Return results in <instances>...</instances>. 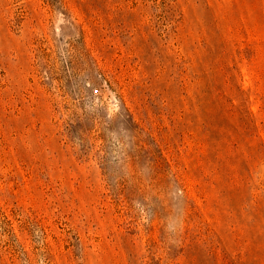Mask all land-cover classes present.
<instances>
[{
	"label": "rangeland",
	"instance_id": "obj_1",
	"mask_svg": "<svg viewBox=\"0 0 264 264\" xmlns=\"http://www.w3.org/2000/svg\"><path fill=\"white\" fill-rule=\"evenodd\" d=\"M0 264H264V0H0Z\"/></svg>",
	"mask_w": 264,
	"mask_h": 264
}]
</instances>
